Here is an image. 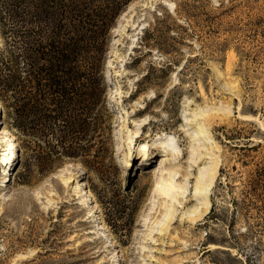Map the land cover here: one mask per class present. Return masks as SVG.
<instances>
[{"label": "rangeland", "instance_id": "1", "mask_svg": "<svg viewBox=\"0 0 264 264\" xmlns=\"http://www.w3.org/2000/svg\"><path fill=\"white\" fill-rule=\"evenodd\" d=\"M6 8L0 0V25ZM107 50V128L94 166L29 137L23 148L0 101V130L18 147L10 161L0 158V264H264V0H131ZM220 104L232 113L209 109ZM237 107L255 119L238 117ZM199 109H209L210 140L195 132ZM157 137L173 138L177 153L162 154ZM214 143L218 175L194 195ZM143 144L148 157L138 156ZM170 166L187 189L166 226L164 198L151 201L149 189L154 169L167 175ZM204 195L210 209L191 223L187 211L202 208Z\"/></svg>", "mask_w": 264, "mask_h": 264}, {"label": "trees", "instance_id": "2", "mask_svg": "<svg viewBox=\"0 0 264 264\" xmlns=\"http://www.w3.org/2000/svg\"><path fill=\"white\" fill-rule=\"evenodd\" d=\"M130 1L4 0L0 101L23 148L29 137L86 166L102 157V60L110 29Z\"/></svg>", "mask_w": 264, "mask_h": 264}, {"label": "bare ground", "instance_id": "3", "mask_svg": "<svg viewBox=\"0 0 264 264\" xmlns=\"http://www.w3.org/2000/svg\"><path fill=\"white\" fill-rule=\"evenodd\" d=\"M134 3L135 2L132 1L129 4L127 10L124 11L123 14L127 13L129 11V9L134 5ZM174 5H175L174 2L168 3V6L171 9L174 7ZM117 26H116V28H114V31L116 30L119 32L120 28H121L120 20H119V25H117ZM109 53H110L109 57L107 58L106 62L104 63V70L102 71V73L106 79H111L112 73H113V70L111 69L113 62L111 60L112 58H111L110 50H109ZM213 108H215L217 111L221 110L222 114H224V115H229L232 113V109H231L230 105H228V104H226V105L220 104L219 106H214V107H211L209 109H213ZM208 110L207 109H202V110L199 109L198 111H194L193 114H194V116H196V115L198 116L197 117L198 122L196 124L197 126L195 129L196 134H200V133L205 132L206 133L205 138L210 140L211 137L209 136V132L206 130L208 118L210 117L208 114ZM236 115L240 118H243V119H249V120L255 119V116H253V115L244 114V113L240 112L238 107H237ZM260 127L264 130V124H261ZM116 135L117 134H114L113 141H115V139L118 138ZM160 138L161 137L155 138V140L152 142V144H156V143L160 142L162 147H163L162 148V152H163L162 154H169L168 151L173 155L177 153V151L174 148L175 146H174V139L173 138L170 139L169 141H166V142H163L162 140H160ZM3 141L5 143L4 145H6L4 148H2V146H1ZM0 148L4 149V152L1 153L2 156H0V158L3 161H10L16 155V151L18 149L17 142L14 139L13 135L4 126L0 130ZM119 149H120L119 145L117 144V141H115V145H114L115 152H118ZM218 150H219V146L216 143H214L212 145L211 159L207 163H204L202 165V167L198 169V174H197L195 181H194V184H193L194 195H198L204 189L210 188L211 186H213V184L216 180V177L218 175L219 168H220V158H219V155H217V153H215ZM138 154H139L138 155L139 157H141V156L148 157L149 156V149L145 147V144H143L140 147ZM127 155H129V152H128V154L124 153V155L122 157V161L124 164H128ZM6 164H7V162H6ZM166 170H167V175H164L162 170L159 169V167H156L154 169V174L157 175V177L149 189V193H150L149 199L154 202L155 199H157L159 197L164 198V208H163L162 213L166 219L165 223L167 226V223L170 221V219H172V217L174 215L173 213L176 211L175 201L182 203L180 200H178L177 195L183 194L184 190L187 189V184L177 181V179L175 178L174 175H175V173H178V171L175 170L173 166L168 167ZM7 172L9 173V170ZM81 172H82V168H80V171L77 172L78 176H80ZM75 191H77V190H75ZM83 193H84V196L87 195V196H89V199L91 198L90 190L83 189ZM202 198H203V203H204L202 208L196 207L192 211H187V214L189 215V220L191 223H193V222L197 223L198 220H200L201 218H204L203 216H205L210 209L209 208L210 207V200H209L208 195H204ZM89 207L94 209L96 207V203L95 202L91 203V206H89ZM209 245H210V247H219V244H215V243H210ZM118 264H122V263H118Z\"/></svg>", "mask_w": 264, "mask_h": 264}, {"label": "water", "instance_id": "4", "mask_svg": "<svg viewBox=\"0 0 264 264\" xmlns=\"http://www.w3.org/2000/svg\"><path fill=\"white\" fill-rule=\"evenodd\" d=\"M121 17V13L118 15V17H117V19H116V22H117V20L119 19ZM109 50H106V56L108 57L109 56ZM104 67V66H103Z\"/></svg>", "mask_w": 264, "mask_h": 264}]
</instances>
